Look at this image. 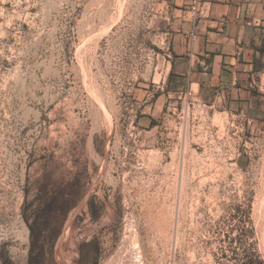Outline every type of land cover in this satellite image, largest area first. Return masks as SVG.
Masks as SVG:
<instances>
[{"label":"rangeland","instance_id":"1","mask_svg":"<svg viewBox=\"0 0 264 264\" xmlns=\"http://www.w3.org/2000/svg\"><path fill=\"white\" fill-rule=\"evenodd\" d=\"M158 1L0 0V264L44 168L82 197L53 264H264V100L185 97Z\"/></svg>","mask_w":264,"mask_h":264},{"label":"crops","instance_id":"2","mask_svg":"<svg viewBox=\"0 0 264 264\" xmlns=\"http://www.w3.org/2000/svg\"><path fill=\"white\" fill-rule=\"evenodd\" d=\"M200 1L204 16L195 41L190 38L195 29L191 0L157 3L162 34L171 51L170 81L199 105L215 108L225 103L252 110L264 100L261 0ZM250 114L255 116L253 111Z\"/></svg>","mask_w":264,"mask_h":264},{"label":"trees","instance_id":"3","mask_svg":"<svg viewBox=\"0 0 264 264\" xmlns=\"http://www.w3.org/2000/svg\"><path fill=\"white\" fill-rule=\"evenodd\" d=\"M80 185L78 179L75 181ZM34 188L26 190L22 217L30 230L29 264H53L55 246L71 211L82 197L75 196L66 178H54L44 168ZM35 194L31 197V192Z\"/></svg>","mask_w":264,"mask_h":264},{"label":"built area","instance_id":"4","mask_svg":"<svg viewBox=\"0 0 264 264\" xmlns=\"http://www.w3.org/2000/svg\"><path fill=\"white\" fill-rule=\"evenodd\" d=\"M190 11L194 16L195 21V29L190 33V38L195 41L198 39L197 34V26L200 19L204 16V11L201 9V1L200 0H191Z\"/></svg>","mask_w":264,"mask_h":264}]
</instances>
